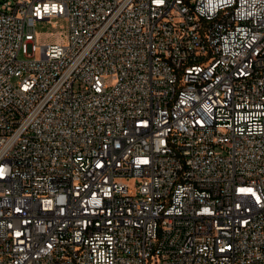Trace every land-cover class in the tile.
<instances>
[{
	"label": "built area",
	"instance_id": "1",
	"mask_svg": "<svg viewBox=\"0 0 264 264\" xmlns=\"http://www.w3.org/2000/svg\"><path fill=\"white\" fill-rule=\"evenodd\" d=\"M0 264H264V0H0Z\"/></svg>",
	"mask_w": 264,
	"mask_h": 264
},
{
	"label": "rangeland",
	"instance_id": "2",
	"mask_svg": "<svg viewBox=\"0 0 264 264\" xmlns=\"http://www.w3.org/2000/svg\"><path fill=\"white\" fill-rule=\"evenodd\" d=\"M35 30L36 58H40L41 56V47L53 44H65L68 41V26L63 18L38 22ZM19 58H25V55L20 52ZM106 81L109 85L112 84L111 77H108Z\"/></svg>",
	"mask_w": 264,
	"mask_h": 264
}]
</instances>
